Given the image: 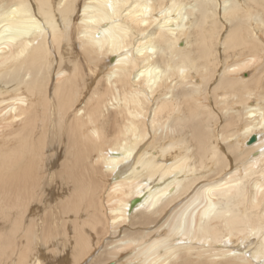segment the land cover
Segmentation results:
<instances>
[{
    "label": "bare ground",
    "instance_id": "obj_1",
    "mask_svg": "<svg viewBox=\"0 0 264 264\" xmlns=\"http://www.w3.org/2000/svg\"><path fill=\"white\" fill-rule=\"evenodd\" d=\"M67 259L264 264V0H0V264Z\"/></svg>",
    "mask_w": 264,
    "mask_h": 264
},
{
    "label": "rangeland",
    "instance_id": "obj_2",
    "mask_svg": "<svg viewBox=\"0 0 264 264\" xmlns=\"http://www.w3.org/2000/svg\"><path fill=\"white\" fill-rule=\"evenodd\" d=\"M221 48L219 47L218 48V50H219V57L223 60L224 59V56H223V53H222V51L220 50ZM51 52H54V51H51ZM53 56L55 57V53L53 54ZM61 57V61L65 64V65H67V66H71V64H70V62H69V60H68V58H67V55H65L63 52H62V50H61V55L60 56H58V59L55 57V63L56 64H58V62H59V58ZM230 58V60H234L235 58H231V57H229ZM262 67L263 66H259V68H261L262 69ZM258 68V69H259ZM257 69V70H258ZM258 71H260V70H258ZM88 74H89V72H88ZM193 77L196 79V76L195 75H193ZM216 82H217V79H216ZM213 86H211V88H212ZM208 93H210V94H212V92H211V90L209 89L208 90ZM211 96V97H210ZM207 97H209V101H210V105H211V107L213 106V103L212 102H214L213 101V96L212 95H209V94H207ZM212 100V101H211ZM51 132V134H52V149H54L55 148V150L57 151V156H60V159L58 160V162L57 163H59L60 161H61V159H62V155H63V147H62V144H63V141H62V143H61V145L58 147V145H55V142L56 141H58L57 140V132L56 131H54V130H51L50 131ZM57 135V136H56ZM261 150V149H260ZM47 152V151H46ZM51 152V151H50ZM54 159H55V157H54ZM54 159H52V161L54 160ZM209 175V174H208ZM55 194H58V192H59V197L56 195V196H54V197H58V198H60V194H62V190L61 189H59L58 188V186H55L54 187V191H53ZM57 192V193H56ZM136 208V207H135ZM138 216V215H137ZM129 227H130V230H128L129 229ZM124 229H126V230H128V231H133V229H132V226L131 225H127ZM132 229V230H131ZM109 233H112V231H109ZM123 233V232H122ZM121 233V234H122ZM117 237L116 236H113L112 234H107L102 240H101V242H100V245L98 246V248L96 249L95 248V250H93L92 251V253H91V261H94L95 263H96V260H98V261H100V260H102L103 258H105L106 257V253H108L110 250H112V247H113V245L111 244L113 241H116L117 239H116ZM57 241L58 242H61L62 240L60 239V238H58L57 239ZM43 250H45L46 251V248H42ZM100 254V255H99ZM128 254L127 253H124V254H122V256H123V258H124V260L123 261H125L127 258H125L124 256H127ZM97 256L99 257V258H97ZM105 256V257H104ZM96 259V260H95ZM91 261H87V259H86V262L87 263H90ZM113 261V260H112ZM112 261H110V262H112ZM83 263H85V261H83L82 262V264ZM86 263V264H87ZM108 263V262H107ZM66 264H69V260L67 259L66 260ZM94 264V263H93Z\"/></svg>",
    "mask_w": 264,
    "mask_h": 264
},
{
    "label": "water",
    "instance_id": "obj_3",
    "mask_svg": "<svg viewBox=\"0 0 264 264\" xmlns=\"http://www.w3.org/2000/svg\"><path fill=\"white\" fill-rule=\"evenodd\" d=\"M255 138H256V137H254V136L250 137V138L248 139L247 143H248V144L253 143V142L255 141Z\"/></svg>",
    "mask_w": 264,
    "mask_h": 264
}]
</instances>
